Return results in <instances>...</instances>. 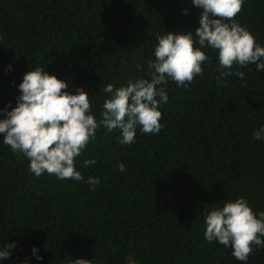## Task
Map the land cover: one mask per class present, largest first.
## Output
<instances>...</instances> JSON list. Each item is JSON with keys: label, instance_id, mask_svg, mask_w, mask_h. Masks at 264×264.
<instances>
[{"label": "trees", "instance_id": "obj_1", "mask_svg": "<svg viewBox=\"0 0 264 264\" xmlns=\"http://www.w3.org/2000/svg\"><path fill=\"white\" fill-rule=\"evenodd\" d=\"M201 11L192 0H0V109L16 106L24 74L41 67L88 92L99 120L109 97L101 89L150 79L157 36L194 31ZM235 19L264 47V0H244ZM201 50L210 57L202 74L187 87L164 85L160 132L137 127L135 142L121 144L118 129L99 128L75 160L81 181L36 176L0 133V246L16 244L0 264H126L129 255L138 264H245L205 240L204 221L240 197L257 218L264 211V139L253 137L264 126V70L249 64L242 79L220 83L218 50ZM253 248L246 264H264V247Z\"/></svg>", "mask_w": 264, "mask_h": 264}, {"label": "clouds", "instance_id": "obj_2", "mask_svg": "<svg viewBox=\"0 0 264 264\" xmlns=\"http://www.w3.org/2000/svg\"><path fill=\"white\" fill-rule=\"evenodd\" d=\"M192 3L202 10L199 26L194 31L158 35L155 59L148 62L150 79H130L126 85L114 88L108 84L101 89L109 97L102 105L99 120L92 114L90 94L82 87L73 92L69 82L41 67L27 71L18 86L16 106L0 109L4 116L0 119V133L5 134L3 143L13 152L23 154L30 161V171L38 177L46 172L59 179L81 181L84 177L76 170L75 160L95 139L99 128L108 132L118 129L121 144L135 142L137 127L146 134L160 132L163 127L160 105L169 99L164 85L172 80L187 87L202 74V64L210 60L202 48L218 50L220 83H225L221 77L235 75L242 79L244 72L239 69L249 64H255L258 71L264 70V47L235 19L244 0H192ZM184 11L187 13V9ZM234 65L238 66L235 71ZM253 137L264 139V126ZM95 163L94 159L84 161L85 166ZM118 167L121 171L125 169L123 163ZM86 182L95 186L100 180L90 176ZM204 223L205 240L231 247L234 258L245 264L254 252L253 245L264 247L261 239L264 211L257 218L244 197L207 211ZM15 247V242L0 246V259L10 258ZM32 252L36 255L37 249L34 247ZM36 258L43 259L39 255ZM73 264H91V260L78 258ZM126 264L138 262L129 255Z\"/></svg>", "mask_w": 264, "mask_h": 264}]
</instances>
